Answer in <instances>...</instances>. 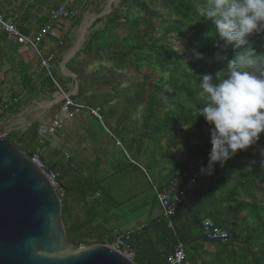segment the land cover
<instances>
[{"label": "trees", "instance_id": "16d2710c", "mask_svg": "<svg viewBox=\"0 0 264 264\" xmlns=\"http://www.w3.org/2000/svg\"><path fill=\"white\" fill-rule=\"evenodd\" d=\"M196 3L197 0H119L116 5H111L110 13L103 17L108 25L102 30H93L102 21V18L96 19L87 29L81 49L66 64L77 81V92L69 98L76 103L82 100L84 106L97 110L107 132L115 121V134L129 149L131 146L126 139L125 122H129L132 112L146 101L143 138H147V145L154 155L153 163L150 155L147 156V165H164L162 154H168L161 151L162 140L166 139L169 148H176L178 140L183 145L181 161H175L168 155L172 170L164 179L158 180L160 185L168 184L185 167L195 162H202L207 167L211 126L203 117L196 118L197 107L202 104L196 76L204 73L215 76L227 69L229 60L236 52L244 51V48L234 50L231 45H225L211 22L195 11ZM79 17L77 15L72 19V27L78 25ZM118 31L123 36L119 37ZM157 33L159 36H156ZM248 39L257 53H264V32L254 33ZM180 40L184 42V48L176 51L171 43ZM194 49L202 53L204 59H195L192 56ZM63 50V47H59L60 53ZM181 52L186 54L184 60ZM90 53L94 61L109 70V74L102 75L96 85L103 90L100 94L88 93L83 68L73 65L75 57H89ZM165 69L166 80L148 89L156 71L162 73ZM94 74L99 75V72ZM124 78L133 86V95L127 99L123 112L115 118V110L110 106L111 95L120 93ZM52 79L64 93L68 92L60 79L53 75ZM45 83L51 92L57 91L50 77L46 76ZM23 135L10 132L6 137L31 155L35 151L22 143ZM28 137L31 142L36 140L35 127ZM140 150L142 147H138L136 152L145 158L148 152L140 153ZM255 150H264V134L256 145L238 152L223 167L216 164L211 176L201 175L196 186L187 190L185 205L176 211L172 227L159 215L150 218L136 230L122 232L130 237V245L136 252L135 262L160 264L171 254L176 243L181 242L185 251L183 264H264V191L259 188L260 184H264V168L251 170L245 162ZM62 161L60 164L55 160L42 163L46 170L57 173V191L63 194L61 218L68 243L73 248L109 243L117 228H106V224L110 223L107 214L112 210L115 212L130 199L139 210L149 208V214L158 206L154 194L147 201L143 191L126 185L131 180L126 173L121 175L125 186H117L113 182L118 174L98 178L97 166L88 171L70 157ZM127 166L141 172L143 169L135 162L112 167L121 174ZM164 167L159 169V178ZM145 179L150 187L148 179ZM216 180L221 183L220 189L213 188L212 182ZM227 182L231 186L225 191L223 183ZM67 198L77 199L81 203L85 210L84 219H69ZM198 201L203 210L187 211L190 202L195 208ZM182 218L184 222L179 223ZM207 218L231 233L226 244L208 241L201 234V222ZM94 237L95 241L91 242Z\"/></svg>", "mask_w": 264, "mask_h": 264}, {"label": "rangeland", "instance_id": "374dc122", "mask_svg": "<svg viewBox=\"0 0 264 264\" xmlns=\"http://www.w3.org/2000/svg\"><path fill=\"white\" fill-rule=\"evenodd\" d=\"M111 1L113 5H116L119 2V0H111ZM111 1L110 0H66V2L62 4L66 6L68 9L75 11L76 16L79 15L80 17H79L78 25L74 26L73 28H71L72 25L71 19L65 21L66 27L67 28L69 27V30H71L72 34H71V39H69V41H67L65 45L66 51L63 54L58 53L59 57L60 55L62 59L66 57L70 53V51L74 48L77 41H80L77 40L81 38L80 27L88 16L93 17L106 12L105 15H103L104 17L110 13V11H108L107 5ZM103 17H101L102 21L99 24H97V26L93 30H102L105 25H108V21ZM87 33L88 32L86 29L85 36ZM58 35L59 38L62 37L61 36L62 34L61 35L58 34ZM117 35L119 37L123 36L121 31H118ZM156 36H159V33H157ZM82 44L80 46V49L82 47ZM171 44L174 46L176 51H180L181 49L184 48V42L182 40L172 41ZM185 55H186L185 52H181V56L183 60ZM59 65L60 63L58 64V66ZM73 65L79 68H83V72L85 74L84 75L85 89L88 90V93L96 92L97 94H100L101 92H103V90H100L101 87L98 86L97 88L96 85L97 83L100 82V77L102 75L109 74V70L105 67V65L99 64L98 62L94 61V57L92 53H90L89 57H86L84 55H79L77 58L75 57ZM58 66L56 67L55 64V69L58 70L59 69ZM53 67L54 66H52V69ZM166 71H167L166 69L163 70L162 73L156 71V73L153 75L152 80L149 83L148 89H151L154 84L165 81L167 78ZM94 72L97 74L99 72V75L94 74ZM58 73L60 75L59 70ZM61 73L64 77L66 78L68 77L72 81L73 77H71L68 74V70L63 69ZM60 80L65 82V80H69V79L62 78ZM123 80L125 83L121 85L120 93L119 94L114 93L111 95L112 102L110 106L115 110V118L118 117L123 112L127 99L133 95V86L129 83V81H127L126 78H124ZM68 83H67L68 85L65 86L68 89V92L65 94L66 95L71 94L73 96L76 94L77 91L75 92L73 90L74 87L72 86V82H68ZM56 95L61 96L60 100L57 101V103H59L61 99H63L62 95L60 93L55 94V96ZM77 103L83 105L82 100H80V102L78 101ZM95 112L98 113L97 110H95ZM146 112H147V103L144 100L141 106L136 108L132 112L129 122H125L124 125L125 135L128 137L126 139L130 144L131 149L125 147L126 145H124L122 141L116 136L115 133L117 132L114 130L115 121L111 123L112 126L111 128H107L109 129V132H107L103 127L102 124L103 121H98L93 119L91 114L87 111H82L80 119L76 115H73L75 118H71L69 119V121H65L66 124H64L60 129L61 133L58 135H56L55 133V136L57 138H55L53 142L49 140L48 144H50V146L53 145V147H55L54 157H57V159L59 157L60 159L65 161L70 157L73 160H75L78 164L85 166V169H88V171L93 170L97 166L96 175L98 178H103L105 175L108 176V174H112V173L118 174V177H114V182H113L114 185L124 187L125 183L122 180L121 175L125 173L128 174L131 180L128 179L129 181L127 182L128 184L126 185H128V187L131 189L137 188L138 191L140 190L143 191L146 200L149 201V199L152 197L154 193L149 187V185L146 183L145 178L155 183H157L158 180L164 179L166 176H168L171 173L170 170H172V165L169 163L168 155L172 157V159L175 161H181L183 159V156L181 155V150L178 147V145H180L179 140L177 142L176 148H169L167 146V142L165 139L160 142V145L162 146V150H161L162 153L166 152L168 154L164 156L162 154V160L163 162L165 161L164 165L156 164L151 167L146 164L148 155H150L151 163H153L154 161V155H152V152H150L149 149V145H147L148 144L147 138L146 137L143 138L144 129H143L142 121ZM4 120L5 118H2L1 121ZM50 123L51 121L48 124ZM59 128L60 126L57 129ZM2 132H3V128H2ZM114 144L116 146H114ZM138 147H142L140 153H143V151L145 150L148 152L145 158L140 154H138V152H136V149H138ZM165 147L169 148V150H167ZM58 148H60V150H57ZM49 158L51 160V157H48V160ZM128 162L129 163L135 162L137 165L142 166L143 173L139 170H133L132 167L127 166L126 168L123 169V173L120 174V171L112 167L113 165L116 166L121 164H127ZM245 162L247 163L246 164L247 167L251 170L264 168V150H255L251 152V157L248 158ZM161 166H165L164 167L165 169L160 173V178H159L158 172ZM107 184L108 183L106 182V185ZM220 184L221 183L217 180L212 182L214 189H218V188L220 189L221 188ZM229 186H231L229 182L223 183V190L225 191L228 190ZM259 188H261L264 191V184H260ZM117 201H119L118 198ZM123 201L124 200H120V202ZM66 205H67L66 209H68L70 220H74L77 218H81V219L85 218V210L83 209L81 203L77 199L67 198ZM199 209H201V207ZM148 211L149 208L139 210L137 207H135L132 199H130L125 203H123V205L120 208H117L115 212L112 210L107 214V216L109 215L108 219L110 223L106 224V228H117L115 231H119L121 233L136 230L138 226L145 224L146 221H148L150 218L159 216L160 214L159 207L157 206L152 212V214H149ZM202 215H204V213ZM95 239L96 237L92 238L91 242L95 241ZM107 244H111V241ZM84 248L85 247L83 245H80V247L76 248L75 250L79 251Z\"/></svg>", "mask_w": 264, "mask_h": 264}, {"label": "clouds", "instance_id": "9594fccd", "mask_svg": "<svg viewBox=\"0 0 264 264\" xmlns=\"http://www.w3.org/2000/svg\"><path fill=\"white\" fill-rule=\"evenodd\" d=\"M195 11L211 22L225 45L244 48L226 70L196 76L202 97L196 118L211 126L208 164L200 174L211 176L216 164L223 167L264 134V53H257L248 39L264 32V0H197ZM192 56L204 59L195 49Z\"/></svg>", "mask_w": 264, "mask_h": 264}, {"label": "water", "instance_id": "95a60500", "mask_svg": "<svg viewBox=\"0 0 264 264\" xmlns=\"http://www.w3.org/2000/svg\"><path fill=\"white\" fill-rule=\"evenodd\" d=\"M105 13L93 16L86 29ZM60 208L56 189L0 128V264H134L105 244L76 251L68 243Z\"/></svg>", "mask_w": 264, "mask_h": 264}, {"label": "crops", "instance_id": "0c3cea01", "mask_svg": "<svg viewBox=\"0 0 264 264\" xmlns=\"http://www.w3.org/2000/svg\"><path fill=\"white\" fill-rule=\"evenodd\" d=\"M64 2L66 0H0V13L5 20L15 24L22 34L33 36L42 30L49 11L58 6H64L62 5ZM65 21L68 20H62L56 26V35L59 37L58 34H62L61 39L59 38L61 45L56 44L57 40L55 38L45 36L41 40L39 50L43 56L52 54L54 57L51 63V76L53 75V77L58 79H69L65 80V82L61 81V85L67 86L68 82H72L74 87L76 77L75 79L72 78L71 81L70 78L64 77L61 73L63 69L68 70L66 64L72 57L67 61L66 58L71 54L72 50L63 59L61 55L60 57L58 56V53L63 54L66 51L65 45L71 39L72 32L69 27H66ZM71 28H73L72 25ZM59 47L64 48L62 53L59 52ZM59 63L60 65L58 66ZM55 64L56 67H59L60 75L58 70L55 69ZM52 66H54L53 69ZM68 74L71 76L72 73L68 70ZM46 76H48L46 71L40 67V58L32 49L7 42L5 35L0 32V103L9 105L0 119V128H3L5 135L10 132L24 134L22 143L26 146H31L44 163L55 160L60 164L63 162L62 159L54 157L55 147L53 145L51 147L48 142L49 140L53 142L57 138L55 133L56 135L61 133L60 129L66 124L65 121L75 117L71 111L65 117H60V106H58L60 104L57 103L60 97L58 95L55 96L57 93L51 92L50 87L46 85ZM81 114L82 112L76 116L80 119ZM55 117L59 118L60 128L56 129L54 136L47 137L44 143L40 144L36 133V140L31 142L28 137L30 130L33 127L37 128L39 124L47 125ZM2 118H5V120L1 121ZM57 150H60V148ZM48 157H51V160L50 158L48 160ZM155 184L160 185L161 183L157 181ZM191 205V202L187 205L189 206L187 211H190V213L197 211L200 207L203 210L202 206H199V201L197 202V207L193 208ZM178 218L177 216L176 220ZM179 221H181L179 223L184 222V218L179 219Z\"/></svg>", "mask_w": 264, "mask_h": 264}, {"label": "built area", "instance_id": "2783aa9c", "mask_svg": "<svg viewBox=\"0 0 264 264\" xmlns=\"http://www.w3.org/2000/svg\"><path fill=\"white\" fill-rule=\"evenodd\" d=\"M76 17V12L68 9L65 6H58L55 9H52L47 14L46 23L43 26L42 30L36 35H24L22 34L17 26L4 19L3 15L0 13V32L5 35L7 42L14 43L20 46H24L32 49L37 56L40 58V67L44 69L47 75L51 78L50 74L51 63L54 59L52 54L47 56L41 55L39 50V45L41 40L45 36L53 37L57 40L56 44L61 45V40L56 35V26L62 20H72ZM54 83L57 91V94H61L62 98L59 102L60 104V117H65L72 112L73 115H78L82 111H87L91 116L98 121L101 120V117L98 115L95 110L90 109L84 105L76 103L70 99V95H66L60 87ZM9 105L5 103H0V119L3 113L7 110ZM59 118L55 117L49 125L39 124L36 128L37 140L38 142L44 143L47 137L53 135L56 129L59 127ZM30 160L35 164L45 175L46 179L50 184L56 189L58 188L57 182V173L54 171L46 170L44 164L42 163L40 156L37 152H34L30 155ZM204 167L202 162H195L183 169L176 177L172 178L168 184L157 185L148 179L150 183V188L153 191L156 201L159 207L160 216L168 226L172 227V219L179 208L184 207L186 202V193L187 190L192 189L198 183L201 174L200 169ZM59 198L61 199L63 194L62 192L57 191ZM200 232L208 241H217L220 244H226L230 237L231 233L228 230L221 229L216 226L213 220L207 218L201 222ZM110 248L122 254L126 259L130 260L132 263L137 264L136 252L130 245V237L127 234L121 233L119 231L113 232V237L111 240ZM185 261V251L184 246L181 242H177L173 248L171 254H169L165 260L160 264H183Z\"/></svg>", "mask_w": 264, "mask_h": 264}, {"label": "bare ground", "instance_id": "6f19581e", "mask_svg": "<svg viewBox=\"0 0 264 264\" xmlns=\"http://www.w3.org/2000/svg\"><path fill=\"white\" fill-rule=\"evenodd\" d=\"M91 20H92V16H88V17L86 18V20L83 22V24H82L81 27H80V34H85L86 28H87V26H88V24H89V22H90ZM77 40H79V39H77ZM80 44H81V41H79V43L75 44L74 48H73L72 51H71V54L74 52V50H75L76 48L79 47ZM71 54H70V55H71ZM59 97L61 98V96H59Z\"/></svg>", "mask_w": 264, "mask_h": 264}]
</instances>
